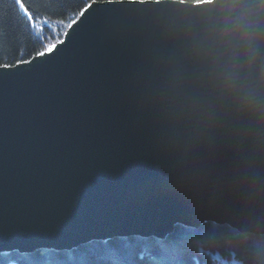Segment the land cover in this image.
I'll return each instance as SVG.
<instances>
[{
  "label": "water",
  "instance_id": "1",
  "mask_svg": "<svg viewBox=\"0 0 264 264\" xmlns=\"http://www.w3.org/2000/svg\"><path fill=\"white\" fill-rule=\"evenodd\" d=\"M85 17L54 59L0 69V252L205 221L264 234V0Z\"/></svg>",
  "mask_w": 264,
  "mask_h": 264
},
{
  "label": "trees",
  "instance_id": "2",
  "mask_svg": "<svg viewBox=\"0 0 264 264\" xmlns=\"http://www.w3.org/2000/svg\"><path fill=\"white\" fill-rule=\"evenodd\" d=\"M104 1V0H98ZM200 2L204 0H183ZM91 0H24L37 20L48 24L38 32L15 0H0V65L27 59L50 42ZM22 7V5H21ZM48 249L42 248L41 251ZM75 257L67 264H264V234L243 232L229 224L205 221L199 226L176 224L163 237L115 236L61 249ZM30 252H0V264H32Z\"/></svg>",
  "mask_w": 264,
  "mask_h": 264
},
{
  "label": "snow or ice",
  "instance_id": "3",
  "mask_svg": "<svg viewBox=\"0 0 264 264\" xmlns=\"http://www.w3.org/2000/svg\"><path fill=\"white\" fill-rule=\"evenodd\" d=\"M104 2L109 4L112 3L113 0H104ZM93 3H98V0H91V2L86 3L85 6L81 8L79 13H77V15L72 18L66 26L59 25L57 27V31H59L60 28L66 27L68 30L72 31L73 34H75L80 29L81 25L87 21L88 18L85 17V13L88 12V9L92 7ZM15 4L19 6L20 10L27 18V24L38 32H42L44 25L48 24L47 17L37 20L33 11H31L29 6H26L24 3V0H15ZM90 15L91 13H89V16ZM81 17H84V20H81ZM70 39L71 37H69L67 31L59 32L58 35H53L48 43H43V40H41V44L43 45L42 48L35 51V53L30 55L27 59H17L14 64L0 65V69L11 68L22 72L30 71L31 69L39 67L47 61L54 59L55 56L51 54L55 53L56 55H59L63 50L61 46H65V42ZM33 61H35V63H33ZM21 65H27L28 67L21 68ZM62 247L63 246L61 245H36L27 249V251L31 254L29 259L32 261V264H67L68 261L74 262L75 257L68 252L61 251ZM42 248H46L48 250L41 251Z\"/></svg>",
  "mask_w": 264,
  "mask_h": 264
}]
</instances>
